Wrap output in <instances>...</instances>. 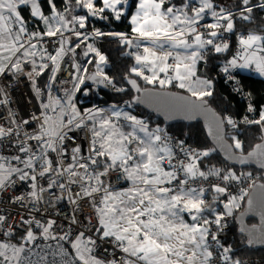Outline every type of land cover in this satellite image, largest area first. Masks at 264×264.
<instances>
[{"label":"snow or ice","instance_id":"1","mask_svg":"<svg viewBox=\"0 0 264 264\" xmlns=\"http://www.w3.org/2000/svg\"><path fill=\"white\" fill-rule=\"evenodd\" d=\"M52 4L51 16L42 13L37 0H0V75L11 71L13 75L20 74L24 71V65L31 63L32 70L27 73L28 78L33 83V88L40 95V89L36 87L35 77L40 76L49 68L48 63L37 65L35 59L31 61L29 57L35 58L38 53L37 43L43 36L61 38L60 46L55 54L40 55L41 61H50L52 66L53 77L59 69V61L63 58L69 40L64 36L65 31L72 32L79 43H76L69 51L75 52L89 39L87 35L81 33L79 29L85 28V16L73 15L67 19L64 13L59 12L53 0H48ZM100 3L102 6H97ZM128 3V0H75L79 8L87 11L89 17H99L107 19L106 12H111L116 20H120L124 14L122 8ZM170 0H139L136 4L135 13L131 16L132 33L135 39H129L125 33H103L94 31L93 36H114L120 39V43L128 47H141L137 41H147L148 45L144 46L142 53L134 54L135 65L130 68V72L136 77L142 78L147 84L159 83L161 87L166 84L174 85L180 89L187 90L196 101H200V106L206 102L205 97L211 96V82L202 80L197 76V63L203 59V52L206 46L210 45L216 53L224 52L228 49L227 43L217 44L215 38L218 35L217 29L231 32L233 30L234 14L230 11L221 9L219 12L214 10L211 0H199L198 6H191L184 2L181 7L171 4L165 7ZM21 6L30 8L32 17L42 21L45 25L43 32H29L25 27L26 21L23 18ZM264 8V3L258 5ZM191 14H189V11ZM66 11L69 9L66 8ZM253 8L250 6V0H240V18L248 21L251 19L250 14ZM207 12L211 13L215 22L204 25L210 29L206 34L198 31L200 21L204 19ZM247 13V14H245ZM225 21L226 24H221ZM72 25V27H69ZM83 37V39H81ZM210 37V38H206ZM239 51L236 56L227 61L232 68H249L259 75L264 76V35L249 32L246 36L237 37ZM94 53L96 60V72L89 77L97 83L112 84V80L103 73L100 65L106 62V58L92 44L87 45L84 56ZM133 55V53H128ZM171 61V62H170ZM92 61L89 60L88 63ZM77 71H80L77 66ZM84 72L87 69H83ZM145 71L151 75H145ZM223 71L227 73L229 68L224 67ZM163 73L166 79L159 78ZM97 77H100L97 80ZM127 82L140 92L136 80L126 77ZM73 80L80 84L84 83L83 76H75ZM199 86V87H197ZM77 86L74 85V88ZM116 91H124L117 88ZM0 95H5L3 89H0ZM67 106L71 109L70 114L62 106L61 101L50 97L49 103H42L41 107L43 120L40 123V132L36 135H29V140L39 142V149H45L44 152L37 156L33 154L27 159L21 156H13L12 159L24 165L23 168L13 167L11 163L0 157V190L9 185L12 176L18 175L21 181L31 180V191L28 193L33 202L43 200L42 193L45 188L37 186V175L30 174L24 169H31L32 173L36 172L33 162L42 159L40 165V177L55 172L58 176L67 174V184H78L80 191L75 193L79 199L92 197L90 201L96 210V217L99 227L95 228L100 233V239L112 238L115 247L124 255L120 260L101 259L95 252L96 241L92 238H85L84 232H79L74 238L70 233L55 235L52 229L56 223L55 220L49 219L46 223L39 220L25 221L29 225L33 222L40 229V236L44 240L52 239L57 241H66L71 245V252L66 251L60 245L52 253L53 259L47 260L46 255H41L39 261L34 262L29 255H24L26 243L34 242L37 237L31 227L26 230L22 236V242L17 245L8 242H0V264H214L213 252L209 250L207 239L211 236L213 241L217 236L210 232L208 225L215 223L218 228L222 227L221 221L223 215L217 214L214 221L205 218L202 213L210 205L201 197L204 189L189 188L188 180L195 179L197 176L207 180L209 176H216L224 182L237 181L240 177L236 176L231 170L222 173L221 169L213 168L208 173L201 171L197 164L201 156L207 157L208 151L197 153L193 151L187 154L190 162H180V170L184 178L178 179L175 165L171 164L173 151L169 147V137L166 133L157 127L150 130L148 125L134 115L113 111L112 116L120 117L129 122L132 131H122V125L118 126L112 123V116H100V110H89L81 116L77 111L75 104L72 103V93H66ZM178 99H184L179 97ZM7 100H0V104H6ZM195 104V102H193ZM59 112L56 116L48 113ZM249 112L254 111L251 105ZM11 116L12 114L9 113ZM67 116L65 122L64 117ZM36 119V117H33ZM98 120L99 127L92 129V141L89 148V156L86 162H81L84 158L77 159L80 148L73 149L72 163L66 167L63 166V159L59 161L61 167L53 168L52 162L48 159V151L56 152L58 156L64 157L65 153L62 147L58 150L57 143L63 144L66 133L64 129L71 131L72 126L81 128L84 126V120ZM229 125H234V121L226 118ZM245 123L260 126L261 143H257L251 151L247 153V158L242 157L240 162L247 163L255 159L258 166L264 168V110L259 113L258 119L245 118ZM11 123H16L13 119ZM29 121L25 120L24 124ZM13 133L12 128L0 126V138L9 137ZM143 133V135H139ZM17 136L19 132L17 131ZM27 135V134H26ZM98 145V147H97ZM134 145V146H133ZM235 148L241 149V143L235 141ZM183 150V149H182ZM21 153L29 152L30 148L21 146ZM167 159L170 162L172 171H167L162 166L161 161ZM103 165V170L100 169ZM120 168L124 178L131 182L126 192L113 193L104 185L102 177L109 175L110 171ZM77 169L83 170L78 171ZM173 181H178V187H166L172 185ZM58 187L63 191L69 192V198L73 204L77 203L72 199V190L67 187L66 183L59 182L57 179L50 178L47 190ZM260 187L264 188V185ZM212 191L219 195H225L227 188L219 184L212 186ZM103 193V195H99ZM247 195V193H243ZM99 196V203L96 197ZM25 197L17 196L16 201H23ZM242 197L229 196L224 203L225 215L231 216L233 209L238 207L237 200ZM215 202V201H213ZM251 200L249 204L251 205ZM212 211H215L212 209ZM189 213L193 223H185L180 213ZM6 217L0 215V227L5 226ZM72 224L78 221L73 218ZM3 236L11 237L12 230L2 233ZM218 243V242H217ZM251 243V241H249ZM91 245V246H89ZM230 249L225 248L221 259L225 264H232L227 253ZM69 256L71 259L69 260ZM240 264V261H235Z\"/></svg>","mask_w":264,"mask_h":264},{"label":"built area","instance_id":"2","mask_svg":"<svg viewBox=\"0 0 264 264\" xmlns=\"http://www.w3.org/2000/svg\"><path fill=\"white\" fill-rule=\"evenodd\" d=\"M253 0H250V2ZM252 7V6H251ZM219 12L220 10H216ZM230 11L234 14V18L237 21L244 23L245 20L240 18V3L239 7L233 8ZM215 22L214 18L211 16L210 12H207L204 19L200 21V24L197 26L198 31L202 33H207L210 29L204 27L209 23ZM221 24H226L225 21H220ZM26 27V26H25ZM77 30L80 31L78 25L75 26ZM27 28V27H26ZM29 32L39 31L37 27L27 28ZM217 37L215 42L217 44L227 43L230 49V56L228 60L232 59L237 55L239 51V44L237 37L246 36L245 34L233 36L231 32L223 31V29H217ZM41 32V31H39ZM210 38V37H206ZM61 38L59 35L56 37H47L43 36L39 41L33 40V43H37V47L40 55L42 54H53L57 51L60 46ZM66 48V52L63 58L59 61V69L55 72L54 78L53 72H51L49 85L46 94V103L50 102L51 98H56L61 101L62 106L70 114L71 110L68 108L66 100V93H72L71 99L74 103L75 96L77 94L79 82L73 80L75 76H81V70L77 71L78 63L76 57L72 51H69ZM227 49V50H228ZM139 50V49H138ZM204 53L217 54L214 48L210 45L206 46L203 49ZM30 61L35 59L33 57L28 58ZM227 60V61H228ZM36 61V60H35ZM227 61L224 64H219L215 69V76L218 78L220 85L225 88L230 94L236 95L237 99L244 103V112L239 117H227L234 121V125H229L227 119L224 120V128L227 132H236L239 131L241 126L253 125L245 123V118L248 119H258V112L255 108L254 102L248 93V91L242 85L239 78V67L232 68L227 64ZM49 63L50 61H45ZM171 62V61H170ZM37 63V62H36ZM38 65V64H37ZM228 67L229 71L225 73L223 71L224 67ZM22 68L24 71L20 74L13 75L11 71L6 72V74L0 75V89H3L5 95H0V100H7L6 104H0V126L7 128H12L13 133L9 137L0 138V157H3L5 161L11 163L13 167L23 168L22 163H18L13 160V156H21L23 159H27L29 156L36 154L40 156L45 149H38L39 142L36 140H29L27 137L29 135H36L40 132V123L43 120L42 112L44 111L41 107L42 103L40 102L39 96H37L32 81L28 78L27 73L32 70L31 63L24 65L22 62ZM36 78V77H35ZM74 85L77 87L74 88ZM112 90H115V87L109 86ZM251 107L254 111L249 112L248 108ZM115 108L123 109L128 107L129 111L133 114L135 109L126 101L114 104ZM59 112L57 108L56 113L49 112L51 116H56ZM9 113L12 115L10 116ZM81 116H84L81 115ZM33 117H36L34 119ZM64 117L65 122L67 121ZM68 118V117H67ZM15 120L16 123H11V120ZM29 121L28 124H24V121ZM119 124H122L120 122ZM152 128L151 130L156 129ZM163 133H166L169 139V147L173 151V159L171 161L172 165H175L178 179L184 178L183 172L180 170V162L184 163L190 162L187 158V154H191L193 151L201 153L197 148L188 144L184 139H180L174 134L168 132L166 125L163 124L159 126ZM17 131L19 135L17 136ZM66 133L63 144L57 143L58 150L62 147L65 155L64 157L58 156L56 152L48 151V159L52 162L53 168L61 167L59 161L63 159V166L66 167L69 163H72L73 149L80 148V152L77 155L79 160L81 157L84 159L81 162H85L86 159V150L89 154V145H90V131L87 118L84 120V126L81 128H76L74 125L69 131L67 128L64 129ZM27 134V135H26ZM236 138L233 134L232 139ZM21 146L29 147L30 151L21 153L19 148ZM134 146V145H133ZM183 149V150H182ZM85 150V151H84ZM202 158V156L196 160V163ZM43 163L42 159H38L33 162V166L36 169L35 173H32L31 169H24L30 174L37 175V186L43 187L46 189L42 193L43 200L40 202H33V199L28 196V193L31 191L30 185L31 180L21 181L18 179V175L11 177L8 187L0 190V215L6 217L5 226L0 227V239H4L6 236H3L2 233L9 231V226H11L12 234H17L19 239V244L22 242L21 238L25 235L26 230L31 227L37 239L32 243H26L24 255H29L30 259L34 262L39 261L41 255H46L47 260L51 261L53 259L52 253L57 250V248L62 245L63 248L71 252V245L66 241H57V240H44L40 236V229L36 227L33 222L31 225L25 221H36L39 220L42 223H46L49 219L55 220L56 223L52 229V232L59 236L63 233H70L71 238H74L75 235L79 232L85 233V238H92L96 241V246L94 249L95 253L104 254V257L107 259H116L120 260L121 256L124 254L120 252L118 248L115 247V242L112 238H106L104 240L100 239V236L96 235L95 228L98 227V220L96 217V210L90 203L93 199L92 197H87L84 199H79L75 196V193L80 191V186L78 184H67V174L64 176H58L55 172L46 174L44 177L39 176L41 171L40 165ZM162 166L167 171H172L170 167V162L167 159L161 161ZM78 171H83L77 169ZM233 172V171H232ZM240 177L237 181L224 182L222 179L217 178L216 176H209L207 180L197 176L195 179H189L187 187L204 189V194L201 197L208 204L214 197L218 201L223 203L227 202L229 196L242 197L246 198L247 193L250 191L253 184L257 181H260L261 178L259 175L252 172L236 174ZM50 178L57 179L59 182L66 183L67 187L72 190V199H76L77 203L73 204L69 198V192L63 191L58 187H53L50 190H47V186L50 182ZM105 187L108 188L110 192L121 189L124 186L123 175L120 171H110L109 175L102 177ZM214 184H219L227 188L225 195H219L212 191V186ZM166 187H178V181H173L172 185H164ZM103 195V193L99 194ZM17 196L25 197L23 201H16ZM241 199V200H242ZM96 202L99 203V196L96 197ZM189 215V213H187ZM202 215L214 221V219L207 216L205 213ZM75 218L78 223L72 224V219ZM210 232L214 233L217 236V240L213 241L211 236L207 239V245L209 250L213 252V262L214 264H225L221 259V256L224 254V249L228 248L227 246L221 245L218 234L219 228L215 223L208 225ZM20 234V235H19ZM218 242V243H217ZM91 246V245H90ZM229 249V248H228ZM228 255V253H227ZM71 256H69V260Z\"/></svg>","mask_w":264,"mask_h":264},{"label":"trees","instance_id":"3","mask_svg":"<svg viewBox=\"0 0 264 264\" xmlns=\"http://www.w3.org/2000/svg\"><path fill=\"white\" fill-rule=\"evenodd\" d=\"M183 1L184 0L170 1V3H166L165 6L179 4ZM67 2L75 3V0H54L56 9L64 14L67 12L66 8L69 9ZM138 2L139 0H128L126 14L122 15L120 20H116L111 12L105 13V16L108 17L107 19L85 16V28L80 29L81 33L89 37V39L85 42L91 43L93 47H95L102 55L105 56L106 62L104 64L108 66L107 69L104 68L105 72L116 85V87L124 89V91L112 92L109 90H104L102 87L96 86L94 83L88 80L87 77L95 71L96 61L95 54L90 53L89 56H84V52L87 50L88 45V43L84 42L80 44L79 48L75 49V52H73L79 65L84 69H87V71L84 72V83L80 84L75 97V104L80 112L83 113L85 110L98 105L115 104L126 100L130 101L133 97V92L126 82V77L135 79L141 88H158V86L147 84L142 78L136 77L129 71L130 68L134 66V58L132 55L128 54L130 53L126 49L128 46L121 44L118 37L109 35H92V33L97 30L103 33L114 32L125 33L127 35L130 34L132 26L130 24L129 18ZM212 3L214 5V10H230L239 6L238 0H212ZM261 3H264V0H254L250 3L253 8L252 13L250 14V20L241 23L236 19H233V30L231 31L233 36L248 34L249 32H255L256 34L264 35V9L258 6ZM40 5L44 11V14L48 16L51 13V9H49L47 1L41 0ZM19 10L26 21L25 26L27 28H32L34 25H36L42 30L43 27L41 26V21L31 16L28 7L21 6ZM68 35H73V33L69 32L68 34H64L66 38ZM73 36L72 39L69 40V46L65 45L66 48L71 49V44L77 40L76 36ZM81 39H83V37H81ZM72 45L74 46L75 43ZM54 54L55 53H53V55ZM229 56L230 49L217 54L204 53L203 59H201L198 65L201 76L211 82V91L213 93L211 96L205 97L204 99L223 120H225L227 117H239L244 112V103L239 101L236 95L230 94L225 88H223L214 73L216 67L219 64H224L228 60ZM89 60L92 62L88 63ZM37 61L39 64L45 63V61L40 60V57L37 58ZM48 64L49 68L46 69L42 75L37 76L35 79L36 87L40 89L39 98L41 102H45L46 90L52 72L51 62ZM239 78L244 88L250 94L257 112H260L262 107H264V78L241 72L239 73ZM167 89L186 93L174 85L169 86ZM136 110V115L143 119L149 127H159L163 125L162 120L155 117L154 115L139 108ZM124 126L126 127V125ZM166 129L168 132L174 134L178 138L186 140L189 145L197 148L201 153L204 151L209 152L207 157L202 156V158L196 163L201 171L208 173L211 169L217 168L221 169L222 173H226L229 170L235 172L236 174L252 172L259 175L261 178V172L252 167L240 169L227 165L211 145L201 124L179 123L168 125L166 126ZM233 134H235L237 140L241 143V149H234L236 152L242 154L247 153L261 139L260 126L254 124L241 126L239 131L236 132L226 131V138L232 144V146ZM116 169L119 168L117 167ZM98 170H103V165H101L100 169ZM244 200L245 198L242 199V204L240 207L234 209L235 213L242 210ZM253 223H255V221H248V224ZM221 224L222 227L219 228L218 238L221 245L227 246L230 249L228 256L232 264H235V261H240V264H264V249H253L252 247L246 246V239L238 234L237 226L232 217L224 216ZM3 240H8L14 244H17L19 241L17 239V234L15 233H13L10 238L6 237Z\"/></svg>","mask_w":264,"mask_h":264},{"label":"water","instance_id":"4","mask_svg":"<svg viewBox=\"0 0 264 264\" xmlns=\"http://www.w3.org/2000/svg\"><path fill=\"white\" fill-rule=\"evenodd\" d=\"M105 68L107 69L108 66L105 65ZM94 73L95 72L91 73L87 77L88 80L96 86L106 90L103 83H97L89 78ZM99 79L100 77H97V80ZM127 84L133 92L130 103L134 107L154 115L167 126L179 123L201 124L211 145L227 165L240 169L252 167L261 172L262 179L255 182L251 187L244 200L241 211L235 213L233 209V214L231 216L225 215L224 203L218 201L217 198L214 197L207 204L210 205V208H206L203 213L209 216L211 210L217 207L225 217L233 218L237 226L238 234L246 239V246L252 247L253 249H264V188L260 187L264 185V168L259 167L255 159L247 163L240 162L242 157L247 158V153L251 151L257 143L245 154L236 152L232 144L226 138L223 119L207 104L205 99L206 103L200 106V101H196L194 97L183 92L153 87L141 88L138 82L137 85L140 88V92H137L128 82ZM179 97H183L184 99H178ZM193 102H195V104H193ZM261 142L260 139L258 143ZM249 200L252 202L251 205L249 204ZM250 220L255 221V223L248 224ZM249 241H251V243H249Z\"/></svg>","mask_w":264,"mask_h":264},{"label":"rangeland","instance_id":"5","mask_svg":"<svg viewBox=\"0 0 264 264\" xmlns=\"http://www.w3.org/2000/svg\"><path fill=\"white\" fill-rule=\"evenodd\" d=\"M193 0H184L182 3H179V4H174V5H176L177 7H181L182 6V4L184 3V2H188L189 3V5H190V3L192 2ZM195 2H196V5L198 6V3H199V0H195ZM211 2H212V0H211ZM47 3H48V0H47ZM53 3H54V0H53ZM98 4V3H97ZM48 5H49V9H52V4H49L48 3ZM54 5H56L55 3H54ZM127 5H128V3H127ZM127 5H124L123 6V8H122V11H123V13L124 14H126V11H127ZM181 5V6H180ZM67 6L69 7V9L70 8H75L77 11L78 10H81V12H78V13H76V14H74V15H77V16H87V11L85 10V9H83V8H79V7H76V4L75 3H72V2H67ZM168 6H170V5H167L166 7H168ZM99 7V6H98ZM40 8H41V5H40ZM47 10V9H46ZM135 10H136V7L134 8V10H133V13H135ZM41 11H42V13L44 14V11L42 10V8H41ZM51 14L52 13H50L48 16H51ZM123 14V15H124ZM45 15V14H44ZM73 16V15H72ZM71 16V17H72ZM131 16H132V14L130 15V18H129V20L131 19ZM67 17V19H71V17L69 18L68 16H66ZM89 17V16H88ZM69 27H72V25H69ZM69 32L68 31H65V33L64 34H68ZM72 36L73 35H68L67 36V39L68 40H70V39H72ZM73 37H75V36H73ZM76 42L77 43H79V41L78 40H76L75 42H73V43H75L76 44ZM70 43V42H69ZM69 43L68 44H66V46H69ZM72 43V44H73ZM85 43H88V44H91V43H89V42H85ZM71 44V47H73V45ZM82 44V43H81ZM38 48V47H37ZM95 48V47H94ZM37 49H35V51H36ZM92 54H94V53H92ZM98 59V57H96L95 56V61ZM100 67L102 68V70H103V73L105 74V75H107V73L105 72V64L104 63H102L101 65H100ZM82 69H84V68H82ZM94 72H96V64H95V71ZM82 76L83 77H85V75H84V71H83V73H82ZM108 76V75H107ZM111 106V104L110 105H105V106H103V107H97V108H93V109H91L92 111H96V110H100V116H102V117H109V116H112V112L113 111H119V112H121V113H128V112H126V110H124V111H121L120 109H118V108H111L110 107ZM261 110H264V107H262V109ZM137 119H139V120H141L142 121V119L140 118V117H138V116H135ZM98 120H99V118H97V120H92V119H89V121H90V129H91V134H92V129L94 128V127H96V128H98L99 127V124H98ZM124 121V119H123V115H121L120 117H115V116H112V123L113 124H115V125H118V126H121V124H119L120 122H123ZM122 131H124V132H129V131H132V128L130 127L129 129H124L123 127H122ZM140 134V133H139ZM143 135V133H141V136ZM93 138V137H92ZM235 141H237L235 138H233L232 139V142H233V147L235 148ZM97 147H98V145H97ZM199 151V150H198ZM242 200L241 199H238L237 200V205H238V207H240L241 206V204H242V202H241ZM238 207H235L234 209H236V208H238ZM215 211H211V214H210V218H212V219H214L215 220V218H216V215L217 214H220V215H222V212L217 208V207H214L213 208ZM189 217H190V215H189ZM0 242H8V243H12V242H10V241H8V240H0ZM14 244V243H13Z\"/></svg>","mask_w":264,"mask_h":264},{"label":"crops","instance_id":"6","mask_svg":"<svg viewBox=\"0 0 264 264\" xmlns=\"http://www.w3.org/2000/svg\"><path fill=\"white\" fill-rule=\"evenodd\" d=\"M40 1L41 0H37V3L40 5ZM47 1V0H46ZM127 5V4H126ZM97 6H102L100 3H98L97 4ZM167 6V5H166ZM165 6V7H166ZM191 6H197L196 5V2H195V0L193 1V2H191L190 3V7ZM77 7V6H76ZM264 9V8H263ZM29 10H30V8H29ZM189 11V14H191V12H190V10H188ZM78 12H81V10H76L75 8H70L69 9V11H67L66 12V14H65V16H68L69 18L72 16V15H74V14H76V13H78ZM134 13L132 12V15H133ZM35 19H37V18H35ZM38 20V19H37ZM131 24V23H130ZM41 26L43 27L42 28V30H41V32H43L44 30H45V25H44V23L41 21ZM132 26V25H131ZM132 29V28H131ZM127 37L129 38V39H135V34L134 33H132V31L130 30V34H128L127 35ZM137 43H140L141 44V47L139 48V50L135 47V46H133V47H126V49H127V51H129L130 53H133V58H134V54H136V53H142L143 52V47L144 46H150V45H148V42L147 41H137ZM202 51H203V49H202ZM201 60H199L198 61V63H197V76L200 78V79H202V80H206L204 77H202L201 76V73H200V70H199V62H200ZM134 65H135V59H134ZM247 73V74H249V73H253L254 75H256V76H259V77H262V78H264V76H261V75H259V73H257L255 70H254V67H252V66H250L249 68H239V73ZM145 75H151V73H149V72H147V71H145ZM159 78H161V79H166V77H165V75L163 74V73H160V75H159ZM177 82L176 81H173L171 84H166L164 87H161L160 85H159V83L158 82H156V83H154V84H151V85H155V86H158V88L159 89H167L169 86H171V85H175ZM197 87H199V86H197ZM178 88V87H177ZM178 89H180V88H178ZM181 90H183V91H185L188 95H190V96H192L187 90H185V89H181ZM193 97V96H192ZM195 98V97H194ZM121 111H122V109H121ZM135 116V115H134ZM143 121V120H142ZM127 129H129L130 128V126H129V123H128V125H127ZM139 135H141V133L139 134ZM120 169V168H119ZM125 179V178H124ZM125 183H126V187L124 188V189H121V190H118V191H114L113 193H123V192H126L130 187H132V184H131V182L130 181H128V180H126L125 179ZM180 216L184 219V221H185V223H189V224H191V223H193L192 222V220H191V217H189V215H187V212H183V213H180Z\"/></svg>","mask_w":264,"mask_h":264},{"label":"clouds","instance_id":"7","mask_svg":"<svg viewBox=\"0 0 264 264\" xmlns=\"http://www.w3.org/2000/svg\"><path fill=\"white\" fill-rule=\"evenodd\" d=\"M170 1H172V0H170ZM254 1V0H253ZM238 2L240 3V0H238ZM252 2V1H251ZM250 2V3H251ZM251 6V5H250ZM239 7V6H238ZM237 8V7H236ZM33 27H37L36 25H34ZM32 27V28H33ZM38 28V27H37ZM38 30L40 31V29L38 28ZM245 35H247V34H245ZM37 53H38V55L35 57V60H36V62H37V64L39 65V63H38V61H37V58L38 57H40V53H39V50H38V48H37ZM77 61V60H76ZM46 63V62H45ZM77 63H78V61H77ZM78 65H79V63H78ZM79 68H80V70H81V76H82V73H83V67H81L80 65H79ZM238 74H239V72H238ZM249 74H253V73H249ZM254 75V74H253ZM51 76V75H50ZM256 76V75H255ZM262 78V77H261ZM36 79V78H35ZM50 80V79H49ZM48 85H49V82H48ZM103 85L106 87V90H109V91H116V89L118 88V87H116V85L112 82V84L111 85H108L106 82L105 83H103ZM79 86H80V83H79V85H78V88H79ZM109 86H113V87H115V90H112ZM47 89H48V86H47ZM78 91V90H77ZM46 94H47V90H46ZM187 94V93H186ZM76 97V96H75ZM40 99V98H39ZM41 102V101H40ZM45 102H46V98H45ZM45 102H41V103H45ZM122 102H124V101H122ZM126 102H128L135 110L137 109L136 107H134L131 103H130V101L129 100H126ZM120 103V102H119ZM73 104H75V99H74V103ZM115 104H117V103H115ZM108 105H110V104H108ZM103 106H105V105H98V106H95V107H92V108H90V109H87V110H85L83 113L82 112H80L79 110H78V108H77V106H76V104H75V107H76V109H77V111L81 114V115H83V114H85L86 112H88L89 110H91V109H93V108H97V107H103ZM114 106V104H111V108H115V107H113ZM71 110V109H70ZM124 110H126V112H128L127 114H130V115H135V116H137L136 115V112H137V110L135 111V113H131L130 111H129V109H128V107H124L123 109H122V111H124ZM66 120H67V117L65 118ZM88 120V124H89V131H90V145H89V148H90V146H91V141H92V134H91V129H90V121H89V119H87ZM143 120V119H142ZM144 121V120H143ZM223 122H224V120H223ZM128 123L129 122H127V121H123L122 122V126H124V125H126V127L124 126L123 128L124 129H127L128 127H127V125H128ZM146 123V122H145ZM164 124V123H163ZM167 126V125H166ZM148 128L151 130L152 128H155V127H149L148 126ZM85 151V150H84ZM86 159H85V162L87 161V157L89 156V154H87V150H86ZM113 171H120L121 173H122V171H121V169H115V170H113ZM122 175H123V181H124V186L121 188V189H124L125 187H126V183H125V179H124V174L122 173ZM262 179V178H261ZM121 189H117V190H114V191H118V190H121ZM114 191H112V192H114ZM212 211V210H211ZM208 216V215H207ZM210 216V215H209ZM98 227H99V224H98ZM96 235H98V236H100V233H97L96 232ZM6 238V237H5ZM4 238V239H5ZM18 239V238H17ZM0 240H3V239H0ZM19 240V239H18ZM17 245H19V241H18V243H17ZM90 246V245H89ZM99 258H101V259H104L105 257H104V254H101V253H95Z\"/></svg>","mask_w":264,"mask_h":264},{"label":"bare ground","instance_id":"8","mask_svg":"<svg viewBox=\"0 0 264 264\" xmlns=\"http://www.w3.org/2000/svg\"><path fill=\"white\" fill-rule=\"evenodd\" d=\"M259 113H260V112H258V117H259Z\"/></svg>","mask_w":264,"mask_h":264}]
</instances>
